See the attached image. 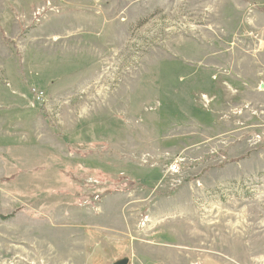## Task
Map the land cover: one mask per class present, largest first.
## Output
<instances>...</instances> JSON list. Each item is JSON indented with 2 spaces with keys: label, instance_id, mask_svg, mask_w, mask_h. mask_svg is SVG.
I'll use <instances>...</instances> for the list:
<instances>
[{
  "label": "rangeland",
  "instance_id": "rangeland-1",
  "mask_svg": "<svg viewBox=\"0 0 264 264\" xmlns=\"http://www.w3.org/2000/svg\"><path fill=\"white\" fill-rule=\"evenodd\" d=\"M264 264V0H0V264Z\"/></svg>",
  "mask_w": 264,
  "mask_h": 264
},
{
  "label": "water",
  "instance_id": "water-1",
  "mask_svg": "<svg viewBox=\"0 0 264 264\" xmlns=\"http://www.w3.org/2000/svg\"><path fill=\"white\" fill-rule=\"evenodd\" d=\"M113 264H129V259L123 258L121 260H118L117 262H114Z\"/></svg>",
  "mask_w": 264,
  "mask_h": 264
}]
</instances>
